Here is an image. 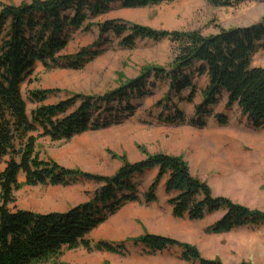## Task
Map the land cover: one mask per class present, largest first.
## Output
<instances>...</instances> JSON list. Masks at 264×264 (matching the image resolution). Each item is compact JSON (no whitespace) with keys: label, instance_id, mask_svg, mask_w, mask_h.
<instances>
[{"label":"trees","instance_id":"trees-1","mask_svg":"<svg viewBox=\"0 0 264 264\" xmlns=\"http://www.w3.org/2000/svg\"><path fill=\"white\" fill-rule=\"evenodd\" d=\"M173 1L27 0L1 9L0 167L4 163L5 168L0 173V264H47L64 251L79 248L88 252L126 254V243H92L89 235L129 203L143 201L149 205L157 202V189L164 178L168 204L178 219L200 221L207 215L225 211L223 217L208 229L213 234L264 223L263 213L251 211L228 198L215 197L207 183L191 174L182 157L161 153L137 163L122 157L121 168L108 177L66 168L51 159H43L38 151V138L69 141L84 133L121 124L125 115L137 109L132 101L152 94L157 82L169 85L166 95L156 104V108H163L160 120L166 124L188 123L204 128L206 119L212 115L211 108L226 94V111L237 106L253 130L264 128V67L252 65L259 44L264 42V23L222 30L211 36L199 31H155L122 20L97 23L101 37L111 34L120 38V45L127 48H132L137 40L146 39L177 43L178 50L171 67L168 70L148 67L137 78L102 96L76 94L55 104H45L54 90H34L28 94L29 99L39 106L28 113L22 84L37 62L49 69L81 70L101 55V49L92 46L82 48L74 55H62L70 42L71 32L91 30L92 21L109 14L117 4L126 9H137ZM207 1L214 7L229 8L254 0ZM187 71L191 74L186 75ZM192 76L208 80L199 105L194 104L197 87ZM185 90L190 91L186 100L195 110L191 118L173 104L174 94L180 95ZM113 103L117 104L116 109L110 108ZM165 111L169 113L166 115ZM214 120L221 127L230 124L229 116L221 113L216 114ZM154 169H158V174L142 200L135 180ZM20 174L25 176L23 185L19 183ZM79 181L100 187L89 201L67 212L38 213L9 207L16 201L15 191L24 185L69 187ZM129 243L141 245L150 252L176 247L181 250L183 261L223 264L219 260L202 258L188 243L164 236L145 234Z\"/></svg>","mask_w":264,"mask_h":264},{"label":"rangeland","instance_id":"rangeland-1","mask_svg":"<svg viewBox=\"0 0 264 264\" xmlns=\"http://www.w3.org/2000/svg\"><path fill=\"white\" fill-rule=\"evenodd\" d=\"M23 2L27 0H0V11L4 6ZM263 19L264 0L229 8L214 7L207 0H175L137 9H126L117 4L109 14L93 20L91 30L71 32L70 42L62 55H74L82 48L91 46L99 47L102 51L83 69H49L37 62L32 74L22 84L28 113L31 114L39 106L29 99L28 94L34 90H54L55 93L49 96L45 104H55L76 94L102 96L137 78L148 67L166 70L171 67L177 54V43L146 39L137 40L132 48H127L120 45V38L111 34L101 37L97 23L122 20L155 31H199L211 36L222 30L264 23ZM252 65L264 67V42L259 44ZM190 74L187 71L186 75ZM191 80L197 87L194 104L199 105L203 101L202 91L207 88L208 80L196 76H192ZM156 87L152 94L132 101V105L137 107L136 111L125 115L119 125L84 133L69 141L53 142L49 138H38L41 157L69 169L108 177L121 168L122 157H126L130 163L161 153L182 157L191 174L207 183L215 197L228 198L235 204L264 214V128L253 130L237 106L226 111V94L219 97L218 104L211 108L212 115L206 119L204 128L188 123L166 124L160 120L163 108H156V104L166 95L169 85L157 82ZM189 95V90L180 95L174 94L173 104L191 118L195 110L187 103ZM116 107L117 104L113 103L110 108ZM172 108L171 112H174ZM168 113L164 112L166 115ZM219 113L229 116L230 124L226 127L219 126L214 120ZM4 168L3 163L0 173ZM152 178L149 174L136 178L140 194L148 191L150 182L154 181ZM24 182L25 176L20 174L19 183L23 185ZM77 183L72 187L24 185L15 191L16 201L9 207L38 213L61 212L89 201L100 187L87 181ZM224 214L225 211H218L203 220L190 221L174 217L168 200L167 203L160 201L153 206L138 203L121 210L120 238L109 240L126 243V254L88 252L79 248L66 250L47 264H199L183 261L182 252L176 247L150 252L141 245L129 243L145 234L165 235L188 243L207 260H219L223 264H264V223L223 234L208 232ZM93 235H89L92 243L103 241L95 239Z\"/></svg>","mask_w":264,"mask_h":264},{"label":"crops","instance_id":"crops-1","mask_svg":"<svg viewBox=\"0 0 264 264\" xmlns=\"http://www.w3.org/2000/svg\"><path fill=\"white\" fill-rule=\"evenodd\" d=\"M147 174L152 176L153 177L152 179H155L157 174H158V169H154V170L148 172ZM162 182H161L162 184L158 187V190H157V197H158V201L157 202L149 204V205H146L142 201V203H139V204H142L144 206H151V205L153 206L154 204H157L160 201H163V202L167 203V200H168L169 197L166 195L165 189H164V184H165L166 180L164 179ZM152 183L153 182H150L149 187L151 186ZM77 184H74L72 186H75ZM149 187H148V189H149ZM139 190H140V188H139ZM139 193H140V191H139ZM145 193L140 194L142 200H143V197H144ZM81 203H83V202H81ZM137 204L138 203H129V204L125 205L124 207H122L115 215L110 217L105 223L100 225L97 229H95L92 232V233L95 234V235H93V237L95 239L98 238V239H102L103 241H107V242H110L109 241L110 239H114L115 237H119V235H121V210L123 208H125V207L133 206V205H137ZM170 208L173 211L171 206H170ZM69 209L63 210L61 212L62 213L67 212ZM158 236H162V235H158ZM163 236L164 237H168V236H165V235H163ZM168 238H171V237H168ZM110 243L118 244V243H121V241H119V242H110ZM146 250H148V249H146Z\"/></svg>","mask_w":264,"mask_h":264}]
</instances>
